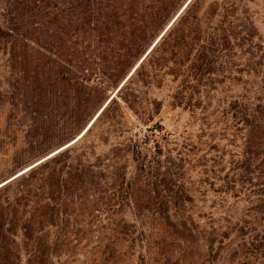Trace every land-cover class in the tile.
<instances>
[{"label": "trees", "instance_id": "obj_1", "mask_svg": "<svg viewBox=\"0 0 264 264\" xmlns=\"http://www.w3.org/2000/svg\"><path fill=\"white\" fill-rule=\"evenodd\" d=\"M263 44L241 0H0V136L25 133L0 172V264H56L67 227L92 235V264L209 262L231 230L182 210L152 93L168 83L199 110L221 82L264 84ZM235 103L253 126L256 110ZM249 235L241 247L264 240ZM236 251L214 260L239 264Z\"/></svg>", "mask_w": 264, "mask_h": 264}, {"label": "rangeland", "instance_id": "obj_2", "mask_svg": "<svg viewBox=\"0 0 264 264\" xmlns=\"http://www.w3.org/2000/svg\"><path fill=\"white\" fill-rule=\"evenodd\" d=\"M241 1L254 11L257 29L264 43V0ZM5 67V59L1 58L0 70ZM262 80L258 74L250 79V84L221 82L213 91L204 93L203 106L199 110L174 103L168 96V83L152 93V97L163 102L158 115L163 126V134L158 135L159 143L165 153L178 157L181 177L190 196L182 210L190 213L202 226L219 229L221 233L231 230V242L227 241L222 246L214 243L211 248L207 247L210 259L206 264H217L214 260L218 257L216 254L219 252V256H223L222 251L225 250L228 253L226 258L231 251L237 250L240 258L235 260L239 264H264V240H246L249 245L241 247L243 242L238 238L243 233L255 236L264 231ZM237 100L243 101V106L249 103L256 110L253 126L239 121ZM258 118L260 123H257ZM4 132V139L0 136V172L9 168L11 150L25 136L23 131L16 137H7L8 129ZM172 214L176 215V211L173 210ZM236 221H240L237 226L234 225ZM244 224L245 228L237 231ZM65 230L69 234L68 244L61 248L56 264H92V235L86 232L82 239L81 231L72 227ZM130 264L141 262L134 259Z\"/></svg>", "mask_w": 264, "mask_h": 264}]
</instances>
